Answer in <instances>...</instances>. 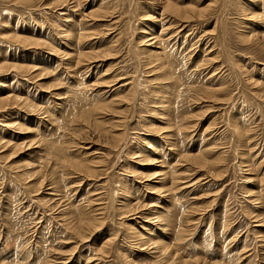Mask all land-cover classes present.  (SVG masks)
I'll use <instances>...</instances> for the list:
<instances>
[{"label": "rangeland", "instance_id": "rangeland-1", "mask_svg": "<svg viewBox=\"0 0 264 264\" xmlns=\"http://www.w3.org/2000/svg\"><path fill=\"white\" fill-rule=\"evenodd\" d=\"M62 1L0 0V99L41 108L0 104V264H264V0ZM100 102L118 142L81 122Z\"/></svg>", "mask_w": 264, "mask_h": 264}, {"label": "bare ground", "instance_id": "bare-ground-1", "mask_svg": "<svg viewBox=\"0 0 264 264\" xmlns=\"http://www.w3.org/2000/svg\"><path fill=\"white\" fill-rule=\"evenodd\" d=\"M69 1L70 0H63L62 2H64V3H62V5H65V4H69ZM109 3H110V1H109ZM72 4H74V3H72ZM106 4V3H105ZM61 5V4H60ZM63 7V6H62ZM162 7H164V9L161 11V13H160V16H162V18L161 19H163V18H165L166 16H167V18H174V20L178 23V22H183V21H185V19H188L189 20V18H191V17H194L195 15H199L200 13H199V11H200V8H197L196 6H194L193 5V3H191V4H185V5H183V6H178L177 4H175V3H173V2H169V1H167L166 3H164V5H162ZM109 8V7H108ZM107 9V7H102V9L101 8H98L97 10H95L96 11V13H94V15H89V16H87V21L89 20L91 23H86V21H84L83 22V24L81 23L82 22V20H81V22H80V24L78 23V26H79V32H77L76 33V38H74V39H76V41H77V43H76V46H78V48H80L81 49V47H82V45H83V43L84 42H89V40L91 41V39H89L91 36V33H90V31H88L89 29H88V25H92L93 24V22H95L96 21V18L97 17H100V16H104L105 14H107V13H109L108 12V10H106ZM98 13V14H97ZM144 16L143 17H146V18H148V16H149V14H148V12H146V13H144L143 14ZM151 19H153L154 20V18H152V17H150ZM144 19V18H143ZM168 20V19H167ZM191 20V19H190ZM166 21V20H165ZM165 24H161L160 26H159V29H160V32L158 33V35H156V36H154L155 38L156 37H159V39H162V37L164 38V37H166L167 36V34L169 33V31H165V30H167V29H169V28H163V26H164ZM168 25H170V24H168ZM181 25H183V23H181ZM151 27V26H150ZM161 27V28H160ZM167 27V26H166ZM141 31H142V29H141ZM143 31H144V29H143ZM155 32V31H154ZM172 33H175V31L174 32H172ZM170 34V33H169ZM150 35H154V34H150ZM165 35V36H164ZM147 36V35H146ZM146 36H143L144 38L146 37ZM142 37V36H141ZM169 37H171V35H169V36H167L166 38H164L163 40L164 41H171V39L173 38H170L169 39ZM155 38H149L148 40H154ZM246 38H248V37H246ZM24 40H27V41H29V42H31V44H35V45H44L41 41H38V40H32V39H29V38H27V39H25V38H23ZM141 41H142V39H141ZM157 41V40H156ZM148 42V41H147ZM155 42V41H154ZM157 42H159V41H157ZM156 42V43H157ZM146 44H148V43H146ZM175 44V43H174ZM149 45H151V44H149ZM155 45V44H154ZM146 46V45H145ZM158 47V46H157ZM89 48H90V46H89ZM148 48V47H147ZM83 49V48H82ZM91 50L90 51H85V50H81L80 52H78L77 53V55L75 54V58L73 59L74 60V62H75V65L76 66H80V67H84V68H90V66L92 65V62H96V61H98L99 59H101V58H97V57H99V56H102V55H100V52H96L94 49H93V47H91L90 48ZM189 49V48H188ZM152 50V49H151ZM158 51V50H157ZM163 51V50H162ZM164 52V51H163ZM162 52V53H163ZM154 55H155V57L156 56H159L160 55V53H157V52H155L154 51V53H153ZM144 55V54H143ZM163 56V55H162ZM190 56V55H189ZM69 57H71V55H69ZM68 57V58H69ZM151 57V56H150ZM154 57V56H153ZM149 60V59H148ZM154 60V59H153ZM148 62V61H147ZM152 62V61H151ZM153 63V62H152ZM151 63V64H152ZM166 64V63H165ZM164 64V65H165ZM14 66V65H13ZM154 66V65H153ZM98 66H96V68H97ZM100 67V66H99ZM159 69V68H158ZM152 70V69H151ZM166 77V76H165ZM94 85V84H93ZM99 86H100V84H98ZM98 85H95V86H98ZM99 89V88H98ZM118 89H120V88H118ZM129 93H130V90H128L127 89V93L125 92V95L124 96H122V97H117L118 99H116L115 98V100L114 99H112L111 100V102L112 103H114V104H116L117 103V101L118 102H122V100H125V98H128V95H129ZM101 94H104V91L103 92H101L100 93V95ZM99 95V96H100ZM104 96V95H103ZM124 98V99H123ZM12 102V103H15V104H17V105H21V106H26L27 105V107H29V108H31V112H37V111H39V110H41V108L39 109L37 106H35V105H32V104H27V103H25L24 101H20V99L19 98H17V97H12V98H10L9 96L8 97H4V98H2V99H0V104H2V103H8V102ZM27 102V101H26ZM93 105V104H92ZM107 111L109 112V114H112V118H111V120H113V121H110V120H108V121H110V122H108V123H111L110 124V126H108L107 128V130H105L106 128H105V126L103 125L104 124V121H105V119H101L100 118V116L99 115H101V114H106L107 113ZM90 112V111H89ZM114 113L115 114H117L118 112H116V110H114L113 108H110V106L108 107V110H107V104H106V102H100L98 105H96L95 106V108L93 107V109L91 110V112L89 113V114H86V115H84V116H82V117H80V119H81V122H84L87 126L89 125V126H91V127H93L92 126V124H95L98 128H99V125H102V129H104V130H102L104 133H105V139L107 138V137H109L110 139V141L111 140H113V141H117L118 142V140H119V138H121V133H117V131L120 129V126H121V123H122V120H121V118H120V116H117V117H113V115H114ZM85 114V113H84ZM79 116V115H78ZM90 116H92L93 117V120L92 119H90ZM91 117V118H92ZM104 118V117H103ZM107 123V122H106ZM85 126V125H84ZM188 127V126H187ZM97 128V129H98ZM129 128V127H128ZM121 130V129H120ZM108 134H110V136H108L107 135V133ZM46 143H49V142H46ZM9 145V144H8ZM57 146V145H56ZM59 147V146H58ZM64 147V146H63ZM60 148L62 149V147L60 146ZM65 148V147H64ZM64 148H63V150H64ZM54 150H56V148H54ZM59 150V149H58ZM204 151V150H203ZM55 152V151H54ZM57 153H58V155H59V157L62 159V162L61 163H63V164H66V166H70L71 168H76V169H82L83 168V164H80V163H78V162H76V161H71L70 163H68L67 162V159L65 158V156L64 157H62L63 156V151L61 152V150L60 151H56ZM55 152V153H56ZM66 151L64 150V153H65ZM56 153V154H57ZM55 154V155H56ZM57 156V155H56ZM58 157V158H59ZM85 159V158H84ZM150 159V158H149ZM185 159H188V160H190L191 162H193V163H195V164H198V165H207L209 162H207V161H205L204 159H202L201 157H199V156H197V155H185ZM57 160H59V159H57ZM69 160V159H68ZM82 161V160H81ZM80 161V162H81ZM148 161H153V160H148ZM60 163V164H61ZM88 164H89V162H88ZM85 168L87 167V168H89V166H87V165H85L84 166ZM88 171H92V170H90V169H88L87 171H85V172H88ZM142 173V172H141ZM172 174V173H171ZM88 175H92V174H90V172H88ZM143 175V174H142ZM177 177V176H176ZM82 210V209H81ZM93 211H97V209H94ZM85 212V211H84ZM96 213V216L95 215H92V214H89V215H91L90 217L88 216V217H83V215L81 214V217L80 218H78V220H70V224L68 223V227H95V225H96V223H97V221L99 220V218L101 219V216L99 215V213L98 212H95ZM94 213V214H95ZM85 216V215H84ZM79 217V216H78ZM83 217V218H82ZM156 217H158L159 218V215L158 216H156ZM162 217V216H161ZM256 217V216H255ZM132 219V218H131ZM101 221V220H100ZM103 224V223H102ZM179 237V236H178ZM113 240V239H112ZM160 240V239H159ZM108 245V244H107ZM106 246V245H105ZM173 260V259H172ZM173 264V263H172Z\"/></svg>", "mask_w": 264, "mask_h": 264}]
</instances>
